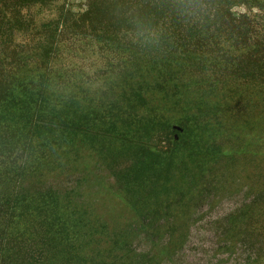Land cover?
<instances>
[{
	"label": "trees",
	"instance_id": "trees-1",
	"mask_svg": "<svg viewBox=\"0 0 264 264\" xmlns=\"http://www.w3.org/2000/svg\"><path fill=\"white\" fill-rule=\"evenodd\" d=\"M83 153L151 244L123 264L157 262L155 234L238 165L251 199L226 233L261 237L264 264V0H0V264L46 239V258L91 264L96 224L35 185Z\"/></svg>",
	"mask_w": 264,
	"mask_h": 264
},
{
	"label": "rangeland",
	"instance_id": "rangeland-1",
	"mask_svg": "<svg viewBox=\"0 0 264 264\" xmlns=\"http://www.w3.org/2000/svg\"><path fill=\"white\" fill-rule=\"evenodd\" d=\"M233 11L241 14L244 8ZM87 155L83 153V159L69 166L71 170H46L34 183L68 197L70 205H76L85 219L96 224L99 232L92 234L85 247L91 264H123L126 255L148 252L151 244L144 234H134L137 217L113 195L108 172L85 158ZM248 168L252 171V165ZM231 169L225 170L227 176L219 194L202 198L191 212L183 214L187 219L183 228L177 226L172 234H155L160 244L151 254L161 253L154 264H248L255 258L263 245L261 237L255 233L244 236L239 231L226 233L231 216L250 201L253 186L239 165ZM46 240L48 245L29 249L34 264H61L55 257L46 258L60 250L59 245L50 246Z\"/></svg>",
	"mask_w": 264,
	"mask_h": 264
}]
</instances>
